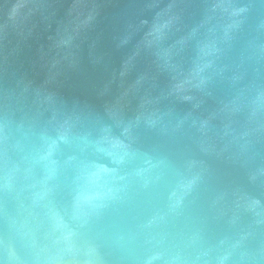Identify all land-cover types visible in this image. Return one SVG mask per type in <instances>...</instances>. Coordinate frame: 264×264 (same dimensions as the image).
<instances>
[{
    "label": "water",
    "instance_id": "1",
    "mask_svg": "<svg viewBox=\"0 0 264 264\" xmlns=\"http://www.w3.org/2000/svg\"><path fill=\"white\" fill-rule=\"evenodd\" d=\"M0 264H264V0H0Z\"/></svg>",
    "mask_w": 264,
    "mask_h": 264
}]
</instances>
